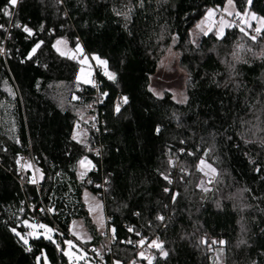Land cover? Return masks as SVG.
I'll list each match as a JSON object with an SVG mask.
<instances>
[{"label":"trees","instance_id":"16d2710c","mask_svg":"<svg viewBox=\"0 0 264 264\" xmlns=\"http://www.w3.org/2000/svg\"><path fill=\"white\" fill-rule=\"evenodd\" d=\"M228 1L264 20V0H0V264H75L69 240L115 264H264V27L234 17L222 36L193 34ZM60 40L106 61L97 85L78 80ZM169 50L187 79L180 101L151 88ZM78 221L88 241L72 236ZM140 233L163 250L141 256Z\"/></svg>","mask_w":264,"mask_h":264},{"label":"rangeland","instance_id":"374dc122","mask_svg":"<svg viewBox=\"0 0 264 264\" xmlns=\"http://www.w3.org/2000/svg\"><path fill=\"white\" fill-rule=\"evenodd\" d=\"M219 13L222 14V18L217 22L215 17ZM234 17L241 19V28L247 29L253 27L254 24L255 29L261 30L264 27L263 19H257L253 13H239L233 2L228 1L223 9L219 8L217 10H209L205 18L199 23L197 28L193 30V34L195 35V33H198L199 36L207 35L215 28L217 29L218 34L222 36L225 30L232 24ZM56 48L63 55L80 60L82 68L78 75V80L86 85H92L96 66L103 65L101 64V60L96 59L97 57L95 56L91 58L85 54V51L80 44L76 45L75 48H71L67 46L63 40H60L59 43L57 42ZM179 58V54L174 50H169L163 58L157 74L153 77L151 84L152 91L156 96L161 97L165 93H170L176 100L180 101L185 98V86L187 79L185 73L179 67ZM84 200L94 222H96L97 226L104 234V232L108 231V224L103 201L89 191L85 192ZM32 227L33 234L35 236H40V233L37 231L38 228L35 227V225H32ZM44 230L47 233L48 238H51L54 234V231L47 226H44ZM72 231V236L78 241L85 242L90 239L84 224L80 221L73 224ZM151 248L157 247L153 244ZM66 255L72 262H75V264H79L80 262H82V264H92L88 262V255L85 250H83L80 244L75 240H69L67 242ZM143 256L147 257L148 253H143ZM148 258L150 259L151 255H149ZM40 262L41 261L39 260V264H41Z\"/></svg>","mask_w":264,"mask_h":264},{"label":"built area","instance_id":"2783aa9c","mask_svg":"<svg viewBox=\"0 0 264 264\" xmlns=\"http://www.w3.org/2000/svg\"><path fill=\"white\" fill-rule=\"evenodd\" d=\"M23 0H17V4L15 5V10H16V7L18 6V4L20 2H22ZM221 18V14H218L216 17H215V20L218 22ZM236 24L237 25H240L241 24V20L238 19L236 21ZM12 29V25L9 27V31ZM0 55L5 57V48H1L0 49ZM95 85H97V78L96 76H93V80ZM127 103L124 102V97H119L115 103V108L117 109V107H119V110L125 108ZM95 122L97 123H100L99 122V119L97 118L95 120ZM28 160L25 156H23V160ZM81 169L83 170V172L85 173V179L87 181L88 184H91L93 182L91 176H90V173L94 172L95 171V168H94V164L92 162H89L88 164L87 163H83L82 166H81ZM99 187L101 188H105L106 187V184L105 183H102V184H99L98 185ZM37 223H39V221H37ZM107 226H108V231L106 232V237L108 238L109 242L112 243L113 240H114V236H115V231L113 232V229L115 230V228L110 225V220L107 218ZM138 238L141 240L144 241V243L141 245L140 243H137V242H133L131 239L129 241V244L133 247H139L141 253H147L148 250L152 247L153 245V242H156L158 241L159 237L158 236H154L151 240H146L143 238V234L140 233ZM88 258H89V261L93 264H115V263H108L106 261V257L104 254L102 253H99V252H96V251H90L89 254H88Z\"/></svg>","mask_w":264,"mask_h":264},{"label":"snow or ice","instance_id":"6c2138e0","mask_svg":"<svg viewBox=\"0 0 264 264\" xmlns=\"http://www.w3.org/2000/svg\"><path fill=\"white\" fill-rule=\"evenodd\" d=\"M249 2H250V0H249ZM10 4L13 5V6H15V5L17 4V0H10ZM4 12H5L6 15H11V13H10L7 9H5ZM0 27H2V26H0ZM241 30L243 31V29H241ZM24 31L30 33V30H29L27 27L24 28ZM255 31H256V32H259L260 29H255ZM255 38H256L255 36H252V39H253V40H254ZM58 43H59V41H58ZM38 47H39V44L37 45V48H38ZM35 50H36V49L34 48V49H33V52H35ZM96 59H99V58L97 57ZM101 63H106V61H101ZM110 78H111V79H114V75H110ZM124 102L127 103V98H126V97L124 98ZM117 111H119V107H117ZM83 163H84V161H81V164H83ZM203 163H204V161H201V164H203ZM201 170H202V169H201ZM213 171H215V170L213 169ZM165 179H168V177H165ZM33 182H35V181H33ZM169 182H171V181H169ZM165 191H168V189H165ZM158 219L163 220L164 218L161 216V217H158ZM41 227H43V226H41ZM114 231H115V230L113 229V232H114ZM17 235H19V234L17 233ZM49 238H50V237H49ZM21 239H24V237H21ZM129 242H131V241H129ZM24 243L27 244L28 241H27L26 239H24ZM143 243H144V241L141 240V241H140V244L142 245ZM213 243H215V242H213ZM153 244H154L157 248H160L161 251L163 250V249H162V245H160V244H156V242H153ZM29 250H30V249H29ZM140 255L143 256V253H141ZM163 255H164V256H167L168 254H167V252H163Z\"/></svg>","mask_w":264,"mask_h":264}]
</instances>
